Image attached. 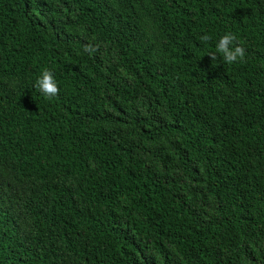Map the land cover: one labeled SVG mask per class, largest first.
Returning <instances> with one entry per match:
<instances>
[{
    "label": "trees",
    "instance_id": "trees-1",
    "mask_svg": "<svg viewBox=\"0 0 264 264\" xmlns=\"http://www.w3.org/2000/svg\"><path fill=\"white\" fill-rule=\"evenodd\" d=\"M0 264H264V0H0Z\"/></svg>",
    "mask_w": 264,
    "mask_h": 264
},
{
    "label": "clouds",
    "instance_id": "clouds-1",
    "mask_svg": "<svg viewBox=\"0 0 264 264\" xmlns=\"http://www.w3.org/2000/svg\"><path fill=\"white\" fill-rule=\"evenodd\" d=\"M211 39L208 35H203L200 37L202 42H208ZM98 45L86 44L84 46V52H87L89 55L96 52ZM216 51L219 54H222L223 60L227 64H234L240 61H243L246 54V49L242 46L240 41H238L236 35L231 32L225 33L218 41L216 45ZM209 57L212 61L217 59L216 54H209ZM36 87L42 92L45 96L51 98L59 94L60 88L56 82L54 74L51 70L45 69L40 77L36 81Z\"/></svg>",
    "mask_w": 264,
    "mask_h": 264
}]
</instances>
